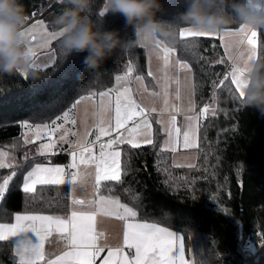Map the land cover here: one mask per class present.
Wrapping results in <instances>:
<instances>
[{
	"label": "trees",
	"instance_id": "obj_1",
	"mask_svg": "<svg viewBox=\"0 0 264 264\" xmlns=\"http://www.w3.org/2000/svg\"><path fill=\"white\" fill-rule=\"evenodd\" d=\"M52 1L0 0V10L16 22L46 9L39 18L50 29L73 25L53 42L55 59L45 69L25 67L0 45V145L17 141L26 148L24 122L52 123L80 98L110 91L126 72L145 76L150 86L137 29L155 22L157 37L193 71L196 106L211 105L200 125L196 163L175 164L155 124L153 143L120 148V178L103 182L99 191L117 195L136 220L181 234L194 264H264V20L256 26L258 60L243 97L220 38H181L179 31L190 25L238 30L249 24L247 0H114L104 12L107 0ZM67 148L52 157L13 151L21 161L0 171V177L14 173L0 223L20 212L68 214V185L22 188L32 165L68 164ZM0 264H21L10 240H0Z\"/></svg>",
	"mask_w": 264,
	"mask_h": 264
},
{
	"label": "crops",
	"instance_id": "obj_2",
	"mask_svg": "<svg viewBox=\"0 0 264 264\" xmlns=\"http://www.w3.org/2000/svg\"><path fill=\"white\" fill-rule=\"evenodd\" d=\"M262 12L264 0H247L246 19L249 24L243 26L240 33L250 31L262 17ZM242 34L246 36L245 33ZM159 47L162 81L158 82L155 76L149 75L152 80L150 88L156 98L151 99L147 95L146 102L139 101L136 97V80L131 81L133 75L126 72L117 76L114 83L116 87L95 96L97 111L106 116L94 119L91 127L79 134L74 133L69 142L63 144L68 147L66 150L70 154L67 155L68 164L60 165L67 166V169L71 166L78 174L77 179L69 182V177L68 181L60 177L56 183L36 181L38 185H68V214L20 212L15 214L11 223H0V240L12 241L21 264H194L193 254L187 252L181 234L157 224L136 220L135 212L123 204L117 195L101 194L99 191L103 182L120 178V148L125 144L143 146L138 139L147 143L155 140V124L163 135L162 148L173 154L176 164L192 166L189 163L180 164V161L190 154L195 155L194 150L198 146L200 123L194 118L197 110L194 84L193 88L191 85L193 71L179 62L174 49L166 45L165 48ZM150 68L148 63L147 72ZM170 84H173L174 90L170 88ZM158 85L162 91L160 97ZM120 92H124L122 96ZM115 93L116 96H113ZM91 98L93 97L80 98L76 104L83 100L86 104L83 109L92 111V101L87 102ZM134 119H139L134 127L138 130L129 134L127 124L133 123ZM98 121L102 128L104 125L106 129L111 128L104 134L109 138L115 136V140H111L104 149L105 155L112 157L111 163L94 170L78 155L84 150L95 149L94 139L100 135H94L93 129ZM33 143L37 144V139ZM61 150L57 147L55 154ZM62 152L66 154L64 150ZM104 157L97 161L103 162ZM74 158L83 162L74 163L79 162L74 161ZM87 170L94 172L97 178L93 174H86ZM116 174H119L118 177H115ZM12 175L13 172L7 179ZM22 188L31 192L27 191L31 187L25 189L22 184Z\"/></svg>",
	"mask_w": 264,
	"mask_h": 264
},
{
	"label": "rangeland",
	"instance_id": "obj_3",
	"mask_svg": "<svg viewBox=\"0 0 264 264\" xmlns=\"http://www.w3.org/2000/svg\"><path fill=\"white\" fill-rule=\"evenodd\" d=\"M114 0H107L106 5L103 9L108 10ZM73 25H68L59 30H52L48 27L46 21L44 19L38 18L34 21H31L26 27H24L20 32L16 34H12L6 40L4 45H11V50L8 51L11 57L20 58L24 63L25 67H32L35 69H45L52 65L55 55L52 51V44L58 38L62 37L66 34ZM157 24L155 22L148 23L143 25L142 27L137 29V39L140 46L146 49L147 56V64H150V69L147 72V76L153 75L157 78L158 82H161L162 78V67L160 62V50L165 48V44L160 41L156 35ZM220 30L216 27L206 26V25H190L184 26L180 28L179 36L181 38H191V37H218L220 38L225 57L230 64V78L237 92L241 96H246L249 91L251 77L254 75L256 64L258 60V44L255 39L252 38L251 29L244 30ZM242 33H245L246 36ZM254 36H256V29L254 31ZM158 44V47H157ZM158 48V49H157ZM160 48V49H159ZM168 62V58L166 59ZM186 68H189L188 66ZM190 69V68H189ZM191 76V73L189 71ZM120 76V75H119ZM131 77V76H130ZM129 77V78H130ZM118 78V77H116ZM145 76L142 75H133L131 81H135V88L137 93V98L139 101L146 102L147 95L151 96V99L156 98V94L150 88ZM142 86L141 88L139 87ZM191 85L193 88V80H191ZM116 87V85H114ZM188 87V85H186ZM170 88L174 90L173 84H170ZM142 89V90H141ZM160 89V90H159ZM158 96L162 95V91L160 86L158 85ZM173 90L169 92L172 95ZM114 92V91H113ZM118 93V92H117ZM124 92H120V96H122ZM116 96V93L113 95ZM90 99L92 101V111H85L83 107L86 105L83 100H80L75 106L73 111L66 112L63 116L59 117L58 120L52 123H39V124H30L24 122V130L23 135L20 141L25 145L23 148L20 144L15 145L14 142L11 144V148L8 145H0V171L1 170H14L18 163L21 160H18L14 155L13 151L21 152L23 150L28 151V153L33 154L37 157H52L55 155V151L57 147L63 146L64 143H68L71 136L75 135L74 133H81L91 127L93 125L94 119L100 118V116H106L104 114H99L96 107V97L92 96ZM195 99V98H194ZM207 103V102H206ZM85 104V105H84ZM205 104V103H204ZM208 104V103H207ZM209 108L204 111L206 116ZM201 106H196V110L198 111ZM120 111V107H119ZM143 114V113H142ZM139 115V114H138ZM145 115L143 114V117ZM148 117V116H146ZM88 118V119H86ZM194 118L196 121L199 120V115L194 113ZM74 119V120H73ZM86 119V120H84ZM98 120V119H97ZM90 123V125H89ZM198 124V123H197ZM137 125V124H136ZM140 125V122L138 126ZM137 126V127H138ZM111 128L106 129V125L102 126L99 124L94 126L93 133L94 135H100L101 137H105L109 139L107 136V131H110ZM95 130V131H94ZM138 129L132 128L128 129L127 133L134 134ZM76 134V135H77ZM49 135H52L51 138H48ZM37 139L38 143H33V140ZM139 143L144 145L145 142L143 139L137 140ZM73 142V141H71ZM154 140H150L147 144L153 143ZM140 145V144H139ZM146 145V144H145ZM13 147V150H12ZM139 147V146H134ZM141 147V145H140ZM28 148V149H27ZM28 156V155H26ZM81 160L86 161V165L91 169H97L98 166H102L103 164H110L111 158L105 155L104 152V160L103 162H98L96 159V151L95 149H88L81 152L79 155ZM24 159V158H23ZM196 154L188 155L184 160L180 161V164L187 165H195L196 163ZM76 160L74 158V163H82L83 161ZM175 162V161H174ZM176 164V162H175ZM66 165V164H64ZM56 164V163H46V164H34L31 166L29 171L26 173L23 186L29 190L34 191L37 187L36 181H49L48 183H56L59 181L60 177H63L68 181V169L67 166ZM179 165V164H177ZM86 174H93L94 177L97 176L92 171H86ZM14 174V173H13ZM119 174H116L115 177H118ZM14 175L10 179H4L0 181V195H3L13 180ZM84 179V176L81 177ZM45 183V182H43ZM128 210V209H127Z\"/></svg>",
	"mask_w": 264,
	"mask_h": 264
},
{
	"label": "built area",
	"instance_id": "obj_4",
	"mask_svg": "<svg viewBox=\"0 0 264 264\" xmlns=\"http://www.w3.org/2000/svg\"><path fill=\"white\" fill-rule=\"evenodd\" d=\"M60 0H53L52 3L59 2ZM51 3V4H52ZM46 9L42 10L39 13H36L33 15L32 18H29L28 16H24L19 22H16L12 20L4 10H0V45L4 46L5 51L11 50V45H4L6 40L9 38L10 35L15 34L19 32L21 29L26 27L31 21H34L40 17V15L45 11ZM264 20V12H262V17L258 20V22L252 27V38L256 40V36H254V31L256 29L257 24L262 22ZM209 108L208 104H203L199 110L197 111V114L199 115V123L200 125L204 124L206 114L204 111H206ZM139 119H134L133 123H128L126 129H131L136 127V124L138 123ZM48 138H51L49 135ZM111 140H115V136L111 137L109 139L102 138L101 136H98L94 139V147L96 151V159L98 161H101L104 157V149L108 146V143ZM70 154V153H69ZM68 177L69 182L77 179L78 174L71 168V166H68ZM11 172H8L0 177V180L7 179L10 176ZM5 193L3 195H0V203L2 202V199L4 197Z\"/></svg>",
	"mask_w": 264,
	"mask_h": 264
}]
</instances>
